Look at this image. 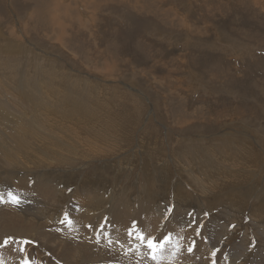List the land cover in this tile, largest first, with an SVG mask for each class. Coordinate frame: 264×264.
<instances>
[{
    "label": "rangeland",
    "instance_id": "1",
    "mask_svg": "<svg viewBox=\"0 0 264 264\" xmlns=\"http://www.w3.org/2000/svg\"><path fill=\"white\" fill-rule=\"evenodd\" d=\"M0 74V101L43 114L64 143L14 185L90 188L110 213L144 206L163 226L178 214L202 235L215 218L213 264H264V0H0ZM35 93L46 112L26 106ZM5 172L0 195L15 196ZM6 238L28 240L37 264H64Z\"/></svg>",
    "mask_w": 264,
    "mask_h": 264
},
{
    "label": "bare ground",
    "instance_id": "2",
    "mask_svg": "<svg viewBox=\"0 0 264 264\" xmlns=\"http://www.w3.org/2000/svg\"><path fill=\"white\" fill-rule=\"evenodd\" d=\"M0 88L7 92L8 84L5 79H3V83ZM38 93L24 97L26 100L25 103L27 102V107H33L35 109L41 110V112L44 113L47 109L46 100L41 99V102L39 99L42 95ZM0 95L3 96V92ZM56 99L57 105L54 110L55 112H57V108L59 107L58 105H62V103H65L66 101L64 96H59ZM17 102L15 99L11 101L5 100L4 102L0 101V124L2 125L0 127V170L6 171L4 175L7 176L11 173L13 174L12 176L9 175L8 179L6 177V182L14 187L16 191H20L15 195V197L19 198V204H13L9 202L0 203V262H2V264H20V261L24 255H28L33 261V264H37V262L35 263L33 256L30 255V251H26V253H21L19 251L20 245L18 243L16 244L13 242L11 244L8 242V245L5 246L3 241L7 239V235H12L14 238L19 239H21V237H23V239L31 238L42 247L49 246L58 253V255L63 259L64 264L73 262L78 264H213L216 261L214 257H210L209 252L211 253V251L205 248V245H208L209 248L214 247L216 242L215 230L217 229L222 231V224L215 218L210 220L208 225L210 229L203 233L204 236L201 234V232L200 235L197 236L196 232H194L191 228L190 223L181 220L183 217L178 214H176L177 217L172 224L163 226L161 221H163L162 219L165 220L166 215L160 210L152 212L149 208L144 206H139V208L137 206V210L130 208L131 206H123L117 209L115 212L110 213L101 207L103 195L100 194V192L90 188H71L72 194L67 198L64 191H70V188H63L60 186L58 187L47 180H39L33 183L22 182L14 185L11 180L13 178L19 177L16 175L21 174V172L23 173L25 171V167H35L45 164L46 160H51L48 155L54 156V158L58 157L57 153H53L56 148V146L54 147L55 143H57V146L59 145L61 150L64 149V143L57 137L54 139L53 135L56 133L50 125H47L43 114H40L36 111L37 115L27 116L23 112L17 110ZM27 110L28 109H26V112ZM70 113L72 112L70 111ZM90 117L88 116V118ZM75 122H77V120ZM90 142L91 145L95 147L96 143L93 141ZM70 154H73L75 157L74 154H76V152H70ZM174 158H176V156ZM257 159H255V161H257ZM69 162H73L74 164L75 161L70 160ZM255 163L256 162H254V164ZM20 168H24V171L18 172L17 170ZM243 173L244 172H242V174ZM50 174L52 175L54 173L51 172ZM180 176L181 175H179V177ZM145 177L148 178L147 176ZM241 180L242 178L239 175V183ZM239 185L236 187H239ZM203 187L207 186L204 184ZM244 188H242V192H244ZM3 198L5 201H8L9 199V197L6 196H3ZM240 198L242 200V196ZM218 199L220 200L221 197L217 198L216 200ZM248 201L251 202L250 200ZM259 201L260 202L256 204L257 207L258 204L261 203L262 199ZM66 202H68V204H66ZM234 202L238 203L236 199H234ZM60 203H65L64 210L60 209ZM262 207L264 208V206ZM65 213H67L68 216L73 220L72 225H69L67 222H61L65 219ZM42 214L46 215L45 218H42ZM239 217L240 219L242 218V216ZM177 220L180 222H177ZM133 221H136L138 226L145 230L146 236L152 235L157 237L159 240L162 239L164 235H168L169 233L171 234L172 243L167 247L165 252L160 254L158 262L149 258V250L147 248L141 247L139 251H131L126 254V248L134 247L135 244L138 243L136 241H132L130 244L126 235V230ZM89 225H91V227H89ZM105 233H108L109 238L113 241L111 246L108 243V239L105 238ZM117 240H119L121 244H124L125 248H121L116 243ZM206 240L209 241L204 245L203 243H206ZM193 241H195L196 246L194 247L193 251L189 253L187 249L189 246H191ZM235 246L242 248L241 244L239 243H236ZM40 254L41 253H39V255ZM230 257L231 255L227 256L228 259H230ZM46 260H49V258ZM218 262L219 264H225V258L219 260Z\"/></svg>",
    "mask_w": 264,
    "mask_h": 264
},
{
    "label": "snow or ice",
    "instance_id": "3",
    "mask_svg": "<svg viewBox=\"0 0 264 264\" xmlns=\"http://www.w3.org/2000/svg\"><path fill=\"white\" fill-rule=\"evenodd\" d=\"M4 202H9V203H13V204H19V198L15 197L12 193H9V199L8 201H5L3 196L0 195V203H4ZM169 213L172 211L171 209L167 210ZM62 223L67 222L69 225L73 224V220L68 216L67 213H65V219L64 221H61ZM107 223V221H106ZM191 223H195V221H192ZM89 227H91V225H89ZM202 227V226H201ZM200 228L198 227L196 229V234L197 236L200 235ZM126 235L128 238L129 243L131 244L132 241H136L138 243L135 244L134 247H128L126 248V254L128 252L131 251H139V249L141 247L143 248H147L148 251V256L150 259H152L153 261H159L160 258V254L165 252L167 250V247L169 245H171L172 241H171V234L169 233L168 235H164L162 239H159L155 236L152 235H145V230L141 229L136 221H133L131 223V225L127 228L126 230ZM105 238L108 239V243L111 246V244L113 243L112 239L109 238V234L105 233ZM11 239V238H9ZM9 239H5L3 241V244L5 246L8 245ZM99 242V241H97ZM28 243H30L29 241H23L21 243V247L19 249V251L21 253H26V248L25 245H27ZM116 243L121 247V248H125L124 244H121L119 240L116 241ZM195 241L192 242L191 246L188 247L187 251L189 253H191L195 247ZM213 255H215V253H213ZM0 264H2V262H0ZM20 264H33V261L31 260V258L28 255H24L20 261Z\"/></svg>",
    "mask_w": 264,
    "mask_h": 264
}]
</instances>
